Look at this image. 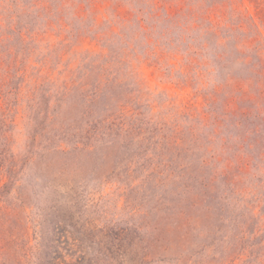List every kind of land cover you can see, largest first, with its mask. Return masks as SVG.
Wrapping results in <instances>:
<instances>
[{"label":"rangeland","instance_id":"obj_1","mask_svg":"<svg viewBox=\"0 0 264 264\" xmlns=\"http://www.w3.org/2000/svg\"><path fill=\"white\" fill-rule=\"evenodd\" d=\"M0 264H264V0H0Z\"/></svg>","mask_w":264,"mask_h":264}]
</instances>
